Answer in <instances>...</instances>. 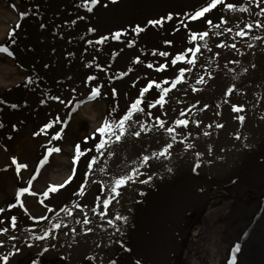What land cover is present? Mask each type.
<instances>
[{
  "label": "rangeland",
  "instance_id": "374dc122",
  "mask_svg": "<svg viewBox=\"0 0 264 264\" xmlns=\"http://www.w3.org/2000/svg\"><path fill=\"white\" fill-rule=\"evenodd\" d=\"M240 1L231 11L225 8L218 21L222 24L204 22L206 29L195 40L200 48L190 43L182 55L146 64L153 65L147 68L151 73H162L165 84L154 93L155 109L128 87L120 90L125 100L114 104L115 97L105 94L111 90L106 83L105 89L83 91L72 84L62 86L56 96L49 92V104L70 110L74 106V112L85 115L92 146L86 160L84 152L80 158L70 146L49 154L54 145L45 154L47 177L16 186L15 199L0 216V264H44L52 259L61 264H119L123 256H135L131 236L138 229L137 210L148 194L171 192L196 179L230 184L246 171L252 153L264 148V0ZM139 79L141 73L136 72V78L132 75L125 83ZM97 89L99 95H93ZM145 89L150 86H139L137 93ZM65 95L69 97L62 103ZM137 100L142 111L132 110L122 138L113 137L98 149L106 137L95 132L102 122L90 115V105L99 106L101 116H110L115 124ZM122 178L127 182L117 187ZM53 187L57 191H51ZM24 189L28 191L21 194ZM34 254L38 257L32 258Z\"/></svg>",
  "mask_w": 264,
  "mask_h": 264
},
{
  "label": "bare ground",
  "instance_id": "6f19581e",
  "mask_svg": "<svg viewBox=\"0 0 264 264\" xmlns=\"http://www.w3.org/2000/svg\"><path fill=\"white\" fill-rule=\"evenodd\" d=\"M2 1L0 48L7 51H0L1 218L5 206L15 199L16 186L47 177L49 148L70 146L80 158L84 152L87 160L93 142L86 132L88 119L74 112V106L70 110L49 104V92L56 96L62 86L72 84L83 91L105 89L106 83L111 90L105 89V94L115 97L114 104L125 100L120 90L128 87L145 106L155 109L154 93L165 84L162 73H151L147 68L153 65L146 64L182 55L190 43L196 45L192 36L205 31V21L222 24L218 22L222 12L228 5L233 10L240 0H223L196 19L193 15L212 0ZM192 50L193 55L196 50ZM136 72L142 79L126 84ZM148 75L155 77L150 84ZM141 85H149L150 90L137 93ZM61 102L57 104L64 107ZM93 105L90 115L98 117L99 126L112 120ZM49 122L50 129L44 128ZM21 164L26 167L18 170ZM246 165L230 184L196 179L171 192L148 194L137 210L138 229L131 236V253L142 260L129 254L119 264H230L237 245L235 264H264V148L252 153ZM61 263L45 260L44 264Z\"/></svg>",
  "mask_w": 264,
  "mask_h": 264
},
{
  "label": "snow or ice",
  "instance_id": "6c2138e0",
  "mask_svg": "<svg viewBox=\"0 0 264 264\" xmlns=\"http://www.w3.org/2000/svg\"><path fill=\"white\" fill-rule=\"evenodd\" d=\"M95 2H96V0H93V3H95ZM222 2H223V0H212V3L208 7L203 8L201 11H197L193 15L192 18L193 19H196V18H199V17L204 16L205 13H207L208 11H210L212 8H215L218 4H221ZM228 7L231 8L233 6L232 5H228ZM168 19H171V17H168ZM162 22L163 21L160 20V21H150L149 23H152V24H160ZM209 23H211V21H209ZM248 27L250 28L251 25H248ZM137 30L138 31H142L143 29H137ZM240 34L241 35H244L243 32H241ZM116 35H117V38H118L120 34L117 33ZM203 35L206 36L207 33H204ZM192 39L195 40L196 39V36L193 35L192 36ZM0 51H7V49L0 48ZM182 58L183 57H179L178 59H182ZM145 91H147V89H145ZM93 95H99V90L97 89V91ZM139 104H140V101L137 100L136 103H134L131 106V110L128 112V114H126L122 119H120L118 123L113 124L112 122L108 121L107 119L105 120V122L103 123V125L96 130V132L99 133L101 137H106V139H101L100 143L97 145V148L98 149H103L106 146V144H108L109 141L112 140L113 137H115V140L116 141H119L122 138V136L124 135V132H125V124H126L127 121H129L131 119L132 110H141L142 111V109H139V107H138ZM235 110L239 111L240 109H235ZM240 119H243V117H241ZM177 123H185L186 124L187 122L186 121H178ZM51 126L52 125H48V127H51ZM117 129L120 130L119 131V134H117V131H116ZM169 131L171 132L173 130L172 129H169ZM139 134H140L139 132L136 133L137 136ZM56 138L58 139L59 138V135H57ZM169 147H171V146L169 145ZM52 151L58 152V151H60V149H58V148L51 149L49 151V154H51ZM77 152L78 153L80 152L79 146H77ZM101 154H103V153H101ZM77 159H78V157H77ZM145 159H147V158H145ZM14 163H15V161H14ZM93 163H95V159L93 160ZM17 167H18V170H19V168L26 167V165H22L21 164V165H18ZM126 182H127V180L124 179V178H122V179L116 181V186L119 187L120 185H122V184H124ZM62 186L63 185H61L60 187H62ZM56 190H57L56 187H53L51 189V191H56ZM26 191H28V189H24L21 194H23V192H26ZM45 195H47V193H45ZM42 219H43V217H42ZM13 225H15L14 218H13ZM56 227H59V225H56ZM5 231H6V229H5ZM238 251H239V245L236 246V248H235V250L233 252V256H232V260H231L230 264H235V252H238ZM5 259H7V258L5 257Z\"/></svg>",
  "mask_w": 264,
  "mask_h": 264
}]
</instances>
